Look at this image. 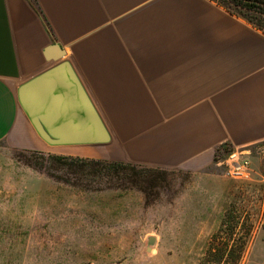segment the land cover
<instances>
[{"label": "crops", "instance_id": "crops-1", "mask_svg": "<svg viewBox=\"0 0 264 264\" xmlns=\"http://www.w3.org/2000/svg\"><path fill=\"white\" fill-rule=\"evenodd\" d=\"M53 44L130 162L197 169L264 141V31L216 0H0V141H37L18 88Z\"/></svg>", "mask_w": 264, "mask_h": 264}, {"label": "rangeland", "instance_id": "rangeland-1", "mask_svg": "<svg viewBox=\"0 0 264 264\" xmlns=\"http://www.w3.org/2000/svg\"><path fill=\"white\" fill-rule=\"evenodd\" d=\"M37 135L27 146L14 132L0 141V264L264 263V141L248 146L249 176L232 179L218 164L223 146L202 168L165 169L126 160L110 141L71 154ZM49 154L119 172H74L44 162Z\"/></svg>", "mask_w": 264, "mask_h": 264}, {"label": "water", "instance_id": "water-1", "mask_svg": "<svg viewBox=\"0 0 264 264\" xmlns=\"http://www.w3.org/2000/svg\"><path fill=\"white\" fill-rule=\"evenodd\" d=\"M44 54L56 63L18 88L19 101L37 132L54 145L108 143L110 132L72 64L64 59L63 47L50 45Z\"/></svg>", "mask_w": 264, "mask_h": 264}, {"label": "trees", "instance_id": "trees-1", "mask_svg": "<svg viewBox=\"0 0 264 264\" xmlns=\"http://www.w3.org/2000/svg\"><path fill=\"white\" fill-rule=\"evenodd\" d=\"M225 3H230L231 5L237 6L240 9L245 11L238 12V14L248 20L250 23L255 25L257 28L264 30V0H223ZM250 11L255 12L256 14H251ZM224 148L227 145H223ZM55 160L63 164L67 169H71L74 172H81L85 170L86 166L94 165L97 168H93L92 172L94 173H104L109 170L110 172L116 171L119 172V167L110 168L106 167L103 164V161L100 159H86L81 157H68L62 155L49 154L48 156H43V161L48 162V160ZM91 170V169H90ZM223 222V226L225 225ZM247 242L243 241L240 247V253L236 257V261L239 260L242 256V252L246 246Z\"/></svg>", "mask_w": 264, "mask_h": 264}, {"label": "built area", "instance_id": "built-area-1", "mask_svg": "<svg viewBox=\"0 0 264 264\" xmlns=\"http://www.w3.org/2000/svg\"><path fill=\"white\" fill-rule=\"evenodd\" d=\"M222 152L224 156L218 160V164L223 166L228 177L243 179L249 176L251 171V150L248 149V146H227L226 150L222 149Z\"/></svg>", "mask_w": 264, "mask_h": 264}]
</instances>
